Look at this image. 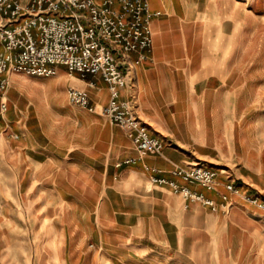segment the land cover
I'll return each mask as SVG.
<instances>
[{
	"label": "crops",
	"instance_id": "crops-1",
	"mask_svg": "<svg viewBox=\"0 0 264 264\" xmlns=\"http://www.w3.org/2000/svg\"><path fill=\"white\" fill-rule=\"evenodd\" d=\"M147 1L159 12L148 57L123 52L117 61L120 96L163 141L159 153L140 154L101 113L109 91L99 75L63 65L47 77L0 74L9 81L0 111V264H264L260 210L230 195L228 211L213 212L151 184L143 167L172 178L175 166L201 163L220 170L215 190L190 186L205 197L219 201L228 181L241 195H264L262 148L242 142L230 118L243 91L240 1ZM71 86L97 109L72 104Z\"/></svg>",
	"mask_w": 264,
	"mask_h": 264
},
{
	"label": "built area",
	"instance_id": "built-area-1",
	"mask_svg": "<svg viewBox=\"0 0 264 264\" xmlns=\"http://www.w3.org/2000/svg\"><path fill=\"white\" fill-rule=\"evenodd\" d=\"M152 12L147 0H0V74L17 72L47 77L63 65L68 72L81 77L99 75L106 83L109 99L100 108L105 118L124 129L140 154L159 153L164 143L150 134L147 126L134 114L129 101L122 99L120 89L125 75L117 61L123 52H137L135 62L146 59L152 46ZM9 85L0 78V111L6 109L3 94ZM68 100L81 108L95 111L86 90L68 87ZM133 161L132 159L126 162ZM149 182L165 186L186 202H197L211 211L226 212L231 196H242L264 214V195H241L232 182L224 183L219 201L205 197L190 188L201 186L215 190L220 170L201 163L175 166L172 178L160 170L144 165Z\"/></svg>",
	"mask_w": 264,
	"mask_h": 264
},
{
	"label": "rangeland",
	"instance_id": "rangeland-1",
	"mask_svg": "<svg viewBox=\"0 0 264 264\" xmlns=\"http://www.w3.org/2000/svg\"><path fill=\"white\" fill-rule=\"evenodd\" d=\"M239 1L238 18L243 19L244 24L238 30L237 45L241 56L239 66L244 71L238 75V81L243 84V91L237 105L230 108V118H234L238 130L245 132V139L240 138L242 142L258 144L262 148L264 164V0ZM241 2H244L243 8ZM231 8L232 5L228 10L230 33L233 32Z\"/></svg>",
	"mask_w": 264,
	"mask_h": 264
}]
</instances>
